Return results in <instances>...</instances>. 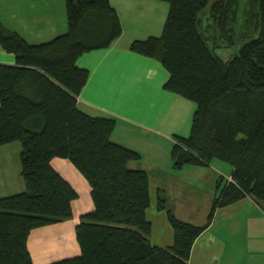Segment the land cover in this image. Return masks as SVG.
I'll use <instances>...</instances> for the list:
<instances>
[{"label":"trees","instance_id":"obj_1","mask_svg":"<svg viewBox=\"0 0 264 264\" xmlns=\"http://www.w3.org/2000/svg\"><path fill=\"white\" fill-rule=\"evenodd\" d=\"M163 1L169 8L161 35L129 48L158 59L169 73L164 88L196 105L189 134L173 136V168L213 158L232 167L229 180L218 179L206 221L179 219L160 193L157 207L166 209L173 242L151 243L148 173L128 166L140 154L111 140L114 117L77 106L88 70L76 60L118 37L120 20L110 0H65L67 30L48 41L29 43L0 23V45L16 59L0 63V145L20 143L25 185L0 197V264H34L30 231L72 216L77 192L52 166L54 157L84 176L93 208L75 225L79 254L46 264H188L218 207L245 196L264 202V0ZM240 18L241 46L225 59L209 47L223 39L209 29L223 31Z\"/></svg>","mask_w":264,"mask_h":264},{"label":"crops","instance_id":"obj_2","mask_svg":"<svg viewBox=\"0 0 264 264\" xmlns=\"http://www.w3.org/2000/svg\"><path fill=\"white\" fill-rule=\"evenodd\" d=\"M110 4L121 33L108 46L77 58L76 64L88 70L77 106L92 116L114 117L111 140L140 154L128 166L148 173L149 238L152 244L167 246L173 242V230L166 209L181 220L203 224L218 179L229 180L232 167L213 158L207 165L173 168V136L189 134L196 105L193 110L184 97L164 88L169 73L158 59L129 48L134 40L161 35L169 5L163 0H110ZM0 23L29 43L48 41L67 30L65 0H0ZM15 62V55L0 45V63ZM10 144L0 145V197L25 189L18 146L11 151ZM51 164L77 197L71 202L70 218L30 231L27 247L34 264L79 254L75 225L93 208L90 186L76 167L60 157L52 158ZM160 193L166 209L157 207ZM188 264H264V202L245 196L218 207L210 225L195 239Z\"/></svg>","mask_w":264,"mask_h":264},{"label":"rangeland","instance_id":"obj_3","mask_svg":"<svg viewBox=\"0 0 264 264\" xmlns=\"http://www.w3.org/2000/svg\"><path fill=\"white\" fill-rule=\"evenodd\" d=\"M244 25L246 27V24H244L243 20L240 18L236 22H230V21L228 22V20H227L225 29L223 31H221V29L216 28V27L210 28L209 30H210L211 33H216L217 36H220V38H223V39H220V40L217 39L216 40V42L218 43V46H216V47L213 46V42L212 41H208L209 47L216 54H218L219 56H221V57H223L225 59L230 57L231 55L236 53L238 48L241 46L242 36H241L240 33H241V31H244V29L242 28V26H244ZM229 26L232 27V29L231 28L229 29ZM250 26L253 27L254 24L250 25ZM186 100H187V102H190L191 106H193L192 109L194 110L195 103L193 101L189 100V99H186ZM14 142H15L14 144H16V145H13L12 142H11L12 145L10 144V149H8V150L14 151L15 149H14L13 146H15V147L18 146V148L17 147L16 148H17V158H18V161H19V152H20L21 146H20V143L18 141H14ZM9 155L12 158V155H13L12 152L9 153ZM220 162H222L226 166H230L227 162H223V161H220ZM76 172H78V171H76Z\"/></svg>","mask_w":264,"mask_h":264}]
</instances>
